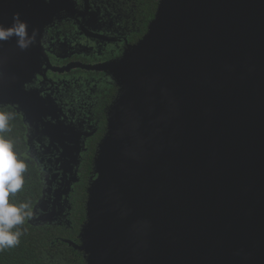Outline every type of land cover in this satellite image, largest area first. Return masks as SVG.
I'll list each match as a JSON object with an SVG mask.
<instances>
[{
	"label": "water",
	"instance_id": "1",
	"mask_svg": "<svg viewBox=\"0 0 264 264\" xmlns=\"http://www.w3.org/2000/svg\"><path fill=\"white\" fill-rule=\"evenodd\" d=\"M63 10L71 0H0V25L19 14L36 34L25 51L0 42V107L21 113L29 142L45 136L70 160L49 176L61 177L58 207L78 182L83 135L56 126L52 101L27 86L42 68L40 37ZM82 68L110 76L117 92L78 243L64 242L86 264H264V0H158L118 59Z\"/></svg>",
	"mask_w": 264,
	"mask_h": 264
},
{
	"label": "flooded vegetation",
	"instance_id": "2",
	"mask_svg": "<svg viewBox=\"0 0 264 264\" xmlns=\"http://www.w3.org/2000/svg\"><path fill=\"white\" fill-rule=\"evenodd\" d=\"M71 2L73 10H63L59 17L44 29L40 37L42 68L40 74L36 75L27 88L38 90L42 97L47 96L52 101L58 110L53 120L56 126H60L64 131H67L64 127L70 126V129L78 130L83 135L79 156V182L81 163L88 151V144H92L100 132L102 137L105 133L106 109L116 96L115 94L110 103L105 105L104 98L106 91H109L108 86L115 87L117 92L110 76L82 67L101 65L118 59L128 45L135 43L132 39L140 32V27L136 0H71ZM66 68L68 69L63 73L57 71ZM99 110L103 112L104 118H100ZM28 134L27 132V138ZM51 143L49 138L36 134L31 137L30 142L28 141L29 153L38 164H41L44 180L42 196L39 199L42 200L44 197V206L37 207L33 215L52 216V220L47 224L69 225L71 192L66 203L64 197L60 198L59 203L64 205L58 207L55 195H58L60 190L61 177L52 180L49 176L51 174L61 176L58 170L60 165L70 160L61 157L62 148L58 142H53L54 145ZM69 145L72 146V143L69 142ZM46 175L50 178L49 184L45 179ZM91 177L92 171L88 181ZM59 211L60 217H55L53 213Z\"/></svg>",
	"mask_w": 264,
	"mask_h": 264
},
{
	"label": "trees",
	"instance_id": "3",
	"mask_svg": "<svg viewBox=\"0 0 264 264\" xmlns=\"http://www.w3.org/2000/svg\"><path fill=\"white\" fill-rule=\"evenodd\" d=\"M158 0H136L137 18L140 32L132 39L136 42L146 32L149 21L154 17ZM109 87L104 98L105 105H108L111 98L116 94L115 87ZM0 110L15 113V118L10 121L12 131L6 133L8 139L13 140L15 151L23 159L28 167L24 173L25 183L22 189L15 195L9 196V203L19 205L28 203L33 212L35 205L42 196L44 180L40 166L31 157L28 146L27 126L22 115L10 106H1ZM100 118H104L103 112L99 110ZM102 137L100 132L92 144H88L87 153L80 168V180L72 187L71 211L69 214V225L46 224L34 225L30 219L23 225L17 226L22 232L20 243L13 247L0 251V264H86L83 254L74 250L66 244L65 240L78 243L80 227L85 220L86 189L89 184V176L92 171V157L96 143ZM17 229H13L15 231Z\"/></svg>",
	"mask_w": 264,
	"mask_h": 264
},
{
	"label": "clouds",
	"instance_id": "4",
	"mask_svg": "<svg viewBox=\"0 0 264 264\" xmlns=\"http://www.w3.org/2000/svg\"><path fill=\"white\" fill-rule=\"evenodd\" d=\"M35 35V31L29 35L28 25L20 20L19 14H14L12 26L0 25V42L15 38L21 51L35 43ZM14 118L15 113L0 110V251L20 243L22 232L17 226L23 225L33 215L28 203L18 206L9 203V196L15 195L24 186V173L28 167L16 153L13 140L5 136L12 131L10 121Z\"/></svg>",
	"mask_w": 264,
	"mask_h": 264
}]
</instances>
